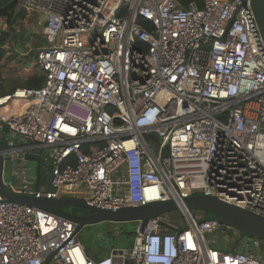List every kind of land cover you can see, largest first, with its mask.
<instances>
[{
	"label": "built area",
	"instance_id": "2783aa9c",
	"mask_svg": "<svg viewBox=\"0 0 264 264\" xmlns=\"http://www.w3.org/2000/svg\"><path fill=\"white\" fill-rule=\"evenodd\" d=\"M18 1L44 19L45 81L0 95L9 190L58 199L83 187L108 210L204 194L264 215V41L252 0ZM39 149L51 166L42 186L24 158ZM181 214L178 229L162 216L135 222L132 246L95 259L75 222L0 195V264H264L259 239L232 246L217 220ZM217 232L224 249L208 238Z\"/></svg>",
	"mask_w": 264,
	"mask_h": 264
},
{
	"label": "water",
	"instance_id": "95a60500",
	"mask_svg": "<svg viewBox=\"0 0 264 264\" xmlns=\"http://www.w3.org/2000/svg\"><path fill=\"white\" fill-rule=\"evenodd\" d=\"M261 36L264 41V0L251 1ZM31 64V63H29ZM7 141L0 137V195L5 201L19 203L46 211L51 214L62 216L77 224L76 233L87 226L97 225L104 222L125 223L142 221L145 226L152 218L176 211L198 210L204 212L205 217L199 222L217 220L221 223V230L227 236H232L236 231L244 236L264 240V215L242 208L235 204L221 200L217 196L196 194L181 201L170 199L142 205H133L118 210H108L89 204L85 199L73 194L62 196L58 199L36 198L32 195L19 194L7 188L12 182L14 161L2 151L8 149ZM42 150L26 152L27 171L29 174L37 173L40 166ZM73 209H83L87 214L75 213Z\"/></svg>",
	"mask_w": 264,
	"mask_h": 264
},
{
	"label": "rangeland",
	"instance_id": "374dc122",
	"mask_svg": "<svg viewBox=\"0 0 264 264\" xmlns=\"http://www.w3.org/2000/svg\"><path fill=\"white\" fill-rule=\"evenodd\" d=\"M21 7V6H20ZM22 8V7H21ZM24 10V9H23ZM27 16L23 20H18L16 24L17 31L21 35L28 38L27 42H21L13 40L6 44L4 47L6 49V55L1 63V69L5 77V90H10L12 87H23L25 85L26 79L32 75L44 74L43 69L38 64V53L45 44H42L43 39V25L44 19L37 14V18L34 15V12L27 11ZM34 18V19H33ZM8 24L6 19L0 18V31L7 30ZM60 38L58 39V43ZM31 63V64H29ZM83 114V113H82ZM83 187L73 192L72 194L77 197H83L82 193ZM86 197V195H84ZM72 209V208H68ZM135 223V222H134ZM133 228V227H132ZM107 229L113 230V234H119V230L115 223H100L97 225L87 226L82 228L78 234L77 238L81 242L85 243V250L95 251L96 243L93 239L101 240L105 239L104 233L107 234ZM136 229V227H135ZM225 235V233H224ZM227 236V235H225ZM228 240L231 241L232 246H236L240 241V236L231 237L227 236ZM209 239H214L215 243L218 244L222 249H224V237L221 233H215L213 236H209ZM121 239V237H119ZM125 239V238H124ZM135 239V234L133 237L126 238L127 245H120L119 247H128L132 246Z\"/></svg>",
	"mask_w": 264,
	"mask_h": 264
},
{
	"label": "trees",
	"instance_id": "16d2710c",
	"mask_svg": "<svg viewBox=\"0 0 264 264\" xmlns=\"http://www.w3.org/2000/svg\"><path fill=\"white\" fill-rule=\"evenodd\" d=\"M192 1L201 4V0H179V3L182 6H188L189 3ZM0 18L6 19V22L9 27L7 30L0 31V95L2 94L4 95L7 93H11L12 91H14V89L17 88V86H14L10 90H5V85H4L5 77L1 69V63L6 55V49L4 46L13 40L21 41V42L28 41V38H26V36L24 35H21L20 32L17 31V27H16L18 20H23L26 18V11L20 8V4L18 0H0ZM139 21L142 22L144 25H146L149 29H152V24L148 20H145L144 18L140 17ZM44 81H45L44 74L42 75L35 74L26 80L24 86L38 88L43 85ZM50 170H51V166L46 164V162L43 159H41L40 166L38 167V171H37L38 181L40 186L47 185L49 183ZM192 212L196 215H202L203 217H205L206 215L204 212L198 210H193ZM166 216L168 217L167 221L163 219ZM182 218L183 217L181 212L176 211L173 213L162 215L160 221L161 223L167 225L171 229H178L180 227L179 222L182 220ZM115 226H117L119 230V234L117 235L113 234V230L107 229L106 230L107 234L104 233L105 235L104 240L93 239V241L96 243L95 246L96 248L95 251L86 250L88 256L93 257L95 259H100L104 257L106 254H108L112 247H119L120 245L125 246L128 244L126 238L133 237V234H135L136 223L134 222L115 223ZM232 236L233 237L240 236V239L246 237L241 232L238 231H236L235 234ZM119 237H121V239H119ZM259 240L261 242L262 248L264 249V240L261 239ZM83 244L85 243L83 242Z\"/></svg>",
	"mask_w": 264,
	"mask_h": 264
},
{
	"label": "crops",
	"instance_id": "0c3cea01",
	"mask_svg": "<svg viewBox=\"0 0 264 264\" xmlns=\"http://www.w3.org/2000/svg\"><path fill=\"white\" fill-rule=\"evenodd\" d=\"M21 8V7H20ZM22 9V8H21ZM23 10V9H22ZM24 11H26V10H24ZM26 14H27V12H26ZM37 14L38 13H36V12H34V15L33 16H35L36 18H37ZM39 15V14H38ZM27 16V15H26ZM34 19V18H33ZM43 38H44V35H43ZM42 44H44V42H43V40H42ZM33 76V75H32ZM31 77V76H30ZM30 77H28L27 79H29ZM26 79V80H27ZM34 170H36V171H38V169H34ZM31 176H33L34 178H36V179H38V174L37 173H35V174H30Z\"/></svg>",
	"mask_w": 264,
	"mask_h": 264
},
{
	"label": "flooded vegetation",
	"instance_id": "af4514ba",
	"mask_svg": "<svg viewBox=\"0 0 264 264\" xmlns=\"http://www.w3.org/2000/svg\"><path fill=\"white\" fill-rule=\"evenodd\" d=\"M43 40V42L45 43V39L43 38L42 39ZM70 210H73L75 213H78V214H87L88 212L87 211H85V210H83V209H70Z\"/></svg>",
	"mask_w": 264,
	"mask_h": 264
}]
</instances>
